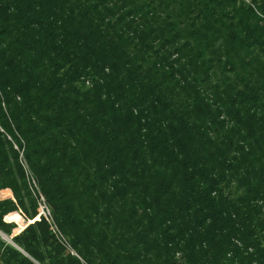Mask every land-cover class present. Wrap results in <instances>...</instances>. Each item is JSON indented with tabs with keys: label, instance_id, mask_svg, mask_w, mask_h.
Wrapping results in <instances>:
<instances>
[{
	"label": "trees",
	"instance_id": "1",
	"mask_svg": "<svg viewBox=\"0 0 264 264\" xmlns=\"http://www.w3.org/2000/svg\"><path fill=\"white\" fill-rule=\"evenodd\" d=\"M14 145L85 264H264V0H0V264H83Z\"/></svg>",
	"mask_w": 264,
	"mask_h": 264
},
{
	"label": "built area",
	"instance_id": "2",
	"mask_svg": "<svg viewBox=\"0 0 264 264\" xmlns=\"http://www.w3.org/2000/svg\"><path fill=\"white\" fill-rule=\"evenodd\" d=\"M8 138L11 140V137L8 136ZM14 148L19 153V161L21 166L23 167V170L25 172V175L27 177L29 190L32 193V196L36 199L37 202V216L35 217L34 221H40L44 219L46 222H48L51 225V230L53 234L55 235L56 239H58L60 242L63 243V245L71 252V255H75L83 264L85 262L81 259V257L71 248V246L68 244V242L65 240V238L62 236V234L59 232L54 219H53V212L51 210L50 205L48 204L45 196L40 191L39 185L35 177L33 176L29 165L26 162L25 155H24V149H21L19 146L14 145Z\"/></svg>",
	"mask_w": 264,
	"mask_h": 264
},
{
	"label": "crops",
	"instance_id": "3",
	"mask_svg": "<svg viewBox=\"0 0 264 264\" xmlns=\"http://www.w3.org/2000/svg\"><path fill=\"white\" fill-rule=\"evenodd\" d=\"M5 199H14L13 197V193L10 189H4V190H0V200H5ZM10 214H15V215H11V216H6L5 217V221L6 222H9V223H15L17 225V228L19 226H21V224L23 225V227L20 229V230H17L15 231V234H18L20 233L26 226H28L29 224L33 223V220H26L23 215H22V212L21 211H18V212H12ZM15 218H20V222L19 220H14Z\"/></svg>",
	"mask_w": 264,
	"mask_h": 264
},
{
	"label": "rangeland",
	"instance_id": "4",
	"mask_svg": "<svg viewBox=\"0 0 264 264\" xmlns=\"http://www.w3.org/2000/svg\"><path fill=\"white\" fill-rule=\"evenodd\" d=\"M20 219V218H19ZM18 218H15L14 220H19ZM20 221V220H19ZM28 221V220H27ZM23 227V225L21 224V226H19L18 228H16L17 230H20L21 228ZM14 230V234H15V231H17V230ZM3 239H5V238H3ZM7 241V240H6ZM73 256H75V255H73ZM77 258V257H76Z\"/></svg>",
	"mask_w": 264,
	"mask_h": 264
},
{
	"label": "water",
	"instance_id": "5",
	"mask_svg": "<svg viewBox=\"0 0 264 264\" xmlns=\"http://www.w3.org/2000/svg\"><path fill=\"white\" fill-rule=\"evenodd\" d=\"M0 235H1L3 238H5V240H7L8 242L13 243L12 240H11V238L6 237V236L3 235L1 232H0Z\"/></svg>",
	"mask_w": 264,
	"mask_h": 264
},
{
	"label": "bare ground",
	"instance_id": "6",
	"mask_svg": "<svg viewBox=\"0 0 264 264\" xmlns=\"http://www.w3.org/2000/svg\"><path fill=\"white\" fill-rule=\"evenodd\" d=\"M7 237V236H6Z\"/></svg>",
	"mask_w": 264,
	"mask_h": 264
}]
</instances>
